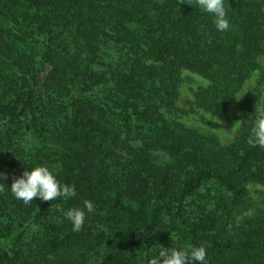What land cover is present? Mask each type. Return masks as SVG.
<instances>
[{
	"label": "trees",
	"instance_id": "16d2710c",
	"mask_svg": "<svg viewBox=\"0 0 264 264\" xmlns=\"http://www.w3.org/2000/svg\"><path fill=\"white\" fill-rule=\"evenodd\" d=\"M224 4L221 32L196 0H0V264H149L188 245L208 264H264V190L252 213L248 196L264 148L247 143L264 110V0ZM181 70L208 81L195 102L222 117L258 73L231 143L168 117ZM35 166L76 196L17 200L13 179ZM84 200L95 211L73 232L60 209Z\"/></svg>",
	"mask_w": 264,
	"mask_h": 264
},
{
	"label": "clouds",
	"instance_id": "9594fccd",
	"mask_svg": "<svg viewBox=\"0 0 264 264\" xmlns=\"http://www.w3.org/2000/svg\"><path fill=\"white\" fill-rule=\"evenodd\" d=\"M185 0H180L184 4ZM192 5L190 2L187 3ZM196 4L205 12L214 16V23L218 31L224 32L230 28L228 12L224 0H196ZM247 143L251 147L264 148V110H260L251 129ZM0 178L7 180L6 173H0ZM6 184L0 183V193L5 191ZM11 193L17 200L25 205L30 204L37 197L43 201H54L60 197H75L74 185L61 184L56 175L47 166H35L32 170H25L19 178H14L10 187ZM84 208H69L67 211L60 209L65 218L71 221L73 232H79L84 227L87 213H93L95 207L92 201L84 200ZM86 209V211H85ZM206 248L201 245L195 247L188 245L183 249L162 248L158 256L150 259L149 264H208Z\"/></svg>",
	"mask_w": 264,
	"mask_h": 264
},
{
	"label": "rangeland",
	"instance_id": "374dc122",
	"mask_svg": "<svg viewBox=\"0 0 264 264\" xmlns=\"http://www.w3.org/2000/svg\"><path fill=\"white\" fill-rule=\"evenodd\" d=\"M264 66V58L260 59ZM258 73H253L243 84L242 89L233 97L232 102L225 107L228 117L213 115L199 107L195 102L194 91L199 86H206L208 81L201 75L189 70H181L180 82L178 85V98L175 110H172L168 117L182 124L185 127L196 131L214 135L221 145L231 143L247 115V111L240 106L244 94L251 90L257 82ZM161 156V155H160ZM264 190V186L250 184L248 186V196L254 202L250 213L261 206L259 192Z\"/></svg>",
	"mask_w": 264,
	"mask_h": 264
}]
</instances>
